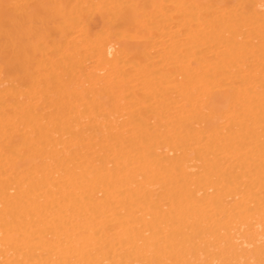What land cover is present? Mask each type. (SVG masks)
Here are the masks:
<instances>
[{
	"label": "bare ground",
	"instance_id": "6f19581e",
	"mask_svg": "<svg viewBox=\"0 0 264 264\" xmlns=\"http://www.w3.org/2000/svg\"><path fill=\"white\" fill-rule=\"evenodd\" d=\"M0 264H264V0H0Z\"/></svg>",
	"mask_w": 264,
	"mask_h": 264
}]
</instances>
